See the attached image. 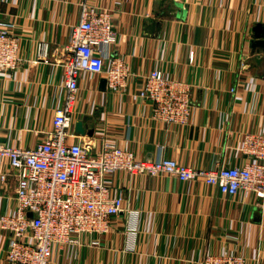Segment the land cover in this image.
<instances>
[{"label":"crops","instance_id":"1","mask_svg":"<svg viewBox=\"0 0 264 264\" xmlns=\"http://www.w3.org/2000/svg\"><path fill=\"white\" fill-rule=\"evenodd\" d=\"M82 3L110 12L118 34L111 53L128 77L124 88L110 89L102 74L81 72L73 117L85 132L72 139L92 150L102 141L127 144L137 158L171 157L193 168L247 160L238 144L246 133L264 134V52L252 46L264 0H0V29L13 25L20 59L0 75V143L31 147L51 128L65 94L64 46ZM38 41L49 45L47 61L36 56ZM151 69L190 86L187 124L151 118L138 93ZM6 167L0 156V173ZM105 181L127 212L105 233L53 246L49 264H199L219 252L264 264V198L168 175L118 172ZM15 186L11 174L0 179V214L12 209ZM6 243L0 230V263Z\"/></svg>","mask_w":264,"mask_h":264},{"label":"built area","instance_id":"2","mask_svg":"<svg viewBox=\"0 0 264 264\" xmlns=\"http://www.w3.org/2000/svg\"><path fill=\"white\" fill-rule=\"evenodd\" d=\"M13 29L8 23L0 29V75L13 71L20 61ZM117 37L108 10L82 3L79 20L70 28L64 46L65 94L51 128L31 147L0 143V156L7 160L0 179L5 181L11 174L16 180L12 209L0 214V230L7 238L0 264H49L53 246L78 244L82 237L107 232L111 220L127 212L121 193L112 194L105 181L106 176L118 172L168 175L182 182L201 179L225 195L264 198V134L244 135L238 144L247 156L243 164L213 169L193 168L171 157L140 159L127 144L110 141H102L92 150L87 143L72 139L81 72L102 74L110 89L126 85L128 71L123 60L111 53ZM48 49L46 41H38L37 58L47 61ZM138 93L150 105L152 119L172 124L190 121L191 88L186 82L151 69L142 76ZM134 230V224H129V233ZM198 263L246 261L242 254L219 252L204 254Z\"/></svg>","mask_w":264,"mask_h":264},{"label":"water","instance_id":"3","mask_svg":"<svg viewBox=\"0 0 264 264\" xmlns=\"http://www.w3.org/2000/svg\"><path fill=\"white\" fill-rule=\"evenodd\" d=\"M264 34V25L257 23L254 27H253V35H254V40L252 42V46H259L263 48V52H264V39L261 38V36ZM105 80L102 81V85L104 87L105 84ZM74 131L78 134H84L85 130L82 126V122L81 121H77L74 124ZM88 135L92 134V130H89L87 132ZM30 215V213H29Z\"/></svg>","mask_w":264,"mask_h":264}]
</instances>
